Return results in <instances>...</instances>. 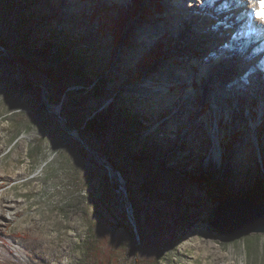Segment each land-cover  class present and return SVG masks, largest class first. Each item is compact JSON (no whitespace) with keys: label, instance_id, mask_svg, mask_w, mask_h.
<instances>
[{"label":"rangeland","instance_id":"374dc122","mask_svg":"<svg viewBox=\"0 0 264 264\" xmlns=\"http://www.w3.org/2000/svg\"><path fill=\"white\" fill-rule=\"evenodd\" d=\"M223 1L208 2L203 18L199 7L176 13L175 0H145L150 13L137 14L116 45L102 20L132 0H99L104 9L0 0V264H264V234L225 237L208 223L222 200L245 197L264 162V72L241 83L248 69L218 59L215 37L200 28L237 34ZM244 7L233 10L240 22ZM193 17L199 42L185 25ZM158 43L166 54L140 68ZM93 118L106 122L100 137L85 129ZM101 186L109 206L98 200Z\"/></svg>","mask_w":264,"mask_h":264},{"label":"bare ground","instance_id":"6f19581e","mask_svg":"<svg viewBox=\"0 0 264 264\" xmlns=\"http://www.w3.org/2000/svg\"><path fill=\"white\" fill-rule=\"evenodd\" d=\"M198 1H199V4H198ZM208 2H211L212 4L213 0H175L176 6L181 8V9L176 10L175 12L180 13V11H182V8L184 12V8H185V11H186L185 14H188L190 9H193L194 11L196 7H199L200 9L199 10L197 9V10L201 14L200 17L206 18L207 15H209L208 13H210V10H211V5ZM204 3H207V4L204 6ZM223 3H225V0L223 1ZM242 3L243 5H245V7L242 8L243 11L241 14L245 16V19L243 22H240V20H237V17L240 16L239 15L240 13L234 14L233 10L237 5H242ZM261 3H262V0H228L225 8H223L224 5L220 6L221 8L220 13L224 16L225 20L228 21V24H230L231 26H233V28L236 29V31L234 30L235 32H237L236 35L228 36L229 33L227 34L225 33V35L223 36L227 35V37H223L222 30L217 29L216 24H213L211 22H204L202 25H200V28H203V31L212 33V35L215 37V40H213V43H212L211 52L213 54L219 55L218 59L223 58L226 65L231 64L233 59L238 60L242 62L243 67L248 69L247 74L240 77L241 83H246V82L249 83V81H251L253 77H256V74L253 73L254 70L256 69L264 72V38L262 40H260L261 38H259L260 36L264 37V21L257 19V16H256V14L262 10ZM217 13H219V11H217ZM176 19H179L178 14H177ZM185 21H187L185 23L186 26H188V24L191 25V31L195 35V38L196 37L198 38L197 42H199L201 40L200 37L203 35L200 33V29L197 28L196 23H199V22H196V20H194V17L191 18L190 20L185 19ZM223 29L226 30V28H223ZM250 30H255V34L248 36ZM259 32H262L263 35H258ZM181 35H182V32L180 36ZM251 42L254 43L253 48L255 47L256 49H250L252 46ZM235 43L239 44L237 45L240 47V49H238V51L235 50L232 53L233 57L226 56L227 55L226 50L231 51ZM220 45L222 47L224 46L225 48L222 49ZM218 65L219 63L217 64L214 60V63H210L206 67L204 66L205 67L204 70L205 72L212 73V71H214V68H216V66ZM212 76L213 75H211V77ZM252 83L255 84L256 80L255 82H252ZM59 110L60 108L58 107L57 112H59ZM221 158L222 157H221L220 150L218 151L216 150L211 157V162L219 164V162H221ZM108 170L111 171L112 169L109 167ZM4 218H5V215L1 211L0 219H4Z\"/></svg>","mask_w":264,"mask_h":264},{"label":"trees","instance_id":"16d2710c","mask_svg":"<svg viewBox=\"0 0 264 264\" xmlns=\"http://www.w3.org/2000/svg\"><path fill=\"white\" fill-rule=\"evenodd\" d=\"M86 2H95L98 4V6L104 9L105 5L99 2V0H85ZM145 0H132V4L127 7H110L108 12L105 13L104 21L102 20V27L107 31H109L112 36L115 37V43L116 45L121 41L123 34L125 33L127 26L131 22V20L136 18L137 14L145 15V13L150 11H147L146 9L142 8V5L144 4ZM157 6H161L160 2L157 4ZM10 8H12V11H15L17 8V5L11 4ZM161 10V8H160ZM95 18L97 16H94ZM145 20V19H144ZM0 44L2 46H5V44L0 41ZM55 48L57 49V52L60 54H66L76 60L80 58V56L77 53H74L68 45H62V44H54ZM129 45V43L127 44ZM166 44L165 43H158L154 49H152L149 53H146L143 55V57L138 61V66L140 68H150L155 61H158L160 58H162L166 54ZM106 122L102 121L100 123H96L95 119H91L86 122L85 129L93 131L98 137L103 135L106 131ZM211 185H214V183H211ZM219 187L220 192L223 194V196L220 199H223L226 197L227 190L223 188L222 185H217ZM114 191V190H113ZM112 192V191H111ZM245 197H248L252 201L258 203V204H264V162L262 166V172H260V176L256 179V181L253 184V187L250 191L245 193ZM98 200L101 204L109 206L111 203V200L109 198V193L107 192L106 188L101 186Z\"/></svg>","mask_w":264,"mask_h":264},{"label":"water","instance_id":"95a60500","mask_svg":"<svg viewBox=\"0 0 264 264\" xmlns=\"http://www.w3.org/2000/svg\"><path fill=\"white\" fill-rule=\"evenodd\" d=\"M59 108L61 109V107ZM56 115L62 118L60 116V110ZM70 134L82 142L78 135L71 131ZM86 149L89 150L88 147ZM94 154L106 168L110 167L120 176V173L110 166L101 156L96 153ZM122 191L124 192V189ZM126 202V214L137 233V222L133 214L132 204L128 198ZM208 223L220 235L225 237H237L244 234H264V204H258L248 197L226 198L211 211L208 217Z\"/></svg>","mask_w":264,"mask_h":264},{"label":"snow or ice","instance_id":"6c2138e0","mask_svg":"<svg viewBox=\"0 0 264 264\" xmlns=\"http://www.w3.org/2000/svg\"><path fill=\"white\" fill-rule=\"evenodd\" d=\"M261 8H262V10L260 12H258L256 14V16H257V19L264 21V0H262Z\"/></svg>","mask_w":264,"mask_h":264}]
</instances>
